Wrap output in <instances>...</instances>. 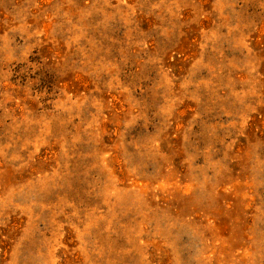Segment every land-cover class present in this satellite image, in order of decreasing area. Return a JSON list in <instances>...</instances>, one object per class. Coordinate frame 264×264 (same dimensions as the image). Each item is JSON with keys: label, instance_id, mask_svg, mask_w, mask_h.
<instances>
[{"label": "rangeland", "instance_id": "1", "mask_svg": "<svg viewBox=\"0 0 264 264\" xmlns=\"http://www.w3.org/2000/svg\"><path fill=\"white\" fill-rule=\"evenodd\" d=\"M0 264H264V0H0Z\"/></svg>", "mask_w": 264, "mask_h": 264}]
</instances>
